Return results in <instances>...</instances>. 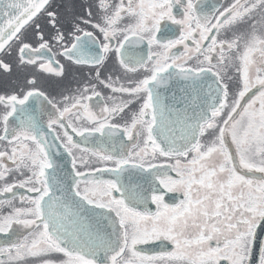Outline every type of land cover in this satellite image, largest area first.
Returning a JSON list of instances; mask_svg holds the SVG:
<instances>
[{
	"label": "snow or ice",
	"instance_id": "obj_1",
	"mask_svg": "<svg viewBox=\"0 0 264 264\" xmlns=\"http://www.w3.org/2000/svg\"><path fill=\"white\" fill-rule=\"evenodd\" d=\"M262 234L264 0H0V264H264Z\"/></svg>",
	"mask_w": 264,
	"mask_h": 264
},
{
	"label": "flooded vegetation",
	"instance_id": "obj_2",
	"mask_svg": "<svg viewBox=\"0 0 264 264\" xmlns=\"http://www.w3.org/2000/svg\"><path fill=\"white\" fill-rule=\"evenodd\" d=\"M169 195H172V194H169ZM262 240H264V234H263Z\"/></svg>",
	"mask_w": 264,
	"mask_h": 264
}]
</instances>
